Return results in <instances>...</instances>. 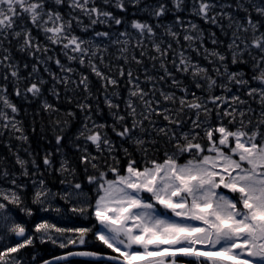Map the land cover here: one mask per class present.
<instances>
[{
  "label": "snow or ice",
  "instance_id": "1",
  "mask_svg": "<svg viewBox=\"0 0 264 264\" xmlns=\"http://www.w3.org/2000/svg\"><path fill=\"white\" fill-rule=\"evenodd\" d=\"M0 149V264H264V0H0Z\"/></svg>",
  "mask_w": 264,
  "mask_h": 264
},
{
  "label": "trees",
  "instance_id": "2",
  "mask_svg": "<svg viewBox=\"0 0 264 264\" xmlns=\"http://www.w3.org/2000/svg\"><path fill=\"white\" fill-rule=\"evenodd\" d=\"M28 121L30 122V117L28 118ZM33 143H35V138H33ZM0 151H3V150L0 149ZM81 223H87V222L81 221ZM90 244H91V240H90ZM28 251L31 252L32 249H29ZM35 252H36L38 258L48 259L51 257L52 254H60L61 250L56 248L52 244L41 245V244H39V242H37V245L35 247ZM73 260L80 261L83 259H73ZM36 264H40L39 259L37 260Z\"/></svg>",
  "mask_w": 264,
  "mask_h": 264
},
{
  "label": "rangeland",
  "instance_id": "3",
  "mask_svg": "<svg viewBox=\"0 0 264 264\" xmlns=\"http://www.w3.org/2000/svg\"><path fill=\"white\" fill-rule=\"evenodd\" d=\"M39 215H43V214H40V213H39ZM80 223H81V221H80Z\"/></svg>",
  "mask_w": 264,
  "mask_h": 264
},
{
  "label": "water",
  "instance_id": "4",
  "mask_svg": "<svg viewBox=\"0 0 264 264\" xmlns=\"http://www.w3.org/2000/svg\"><path fill=\"white\" fill-rule=\"evenodd\" d=\"M78 258V257H77ZM83 259H85V258H83Z\"/></svg>",
  "mask_w": 264,
  "mask_h": 264
},
{
  "label": "bare ground",
  "instance_id": "5",
  "mask_svg": "<svg viewBox=\"0 0 264 264\" xmlns=\"http://www.w3.org/2000/svg\"><path fill=\"white\" fill-rule=\"evenodd\" d=\"M38 215H39V213H38Z\"/></svg>",
  "mask_w": 264,
  "mask_h": 264
}]
</instances>
